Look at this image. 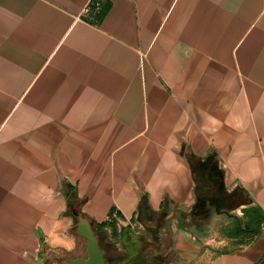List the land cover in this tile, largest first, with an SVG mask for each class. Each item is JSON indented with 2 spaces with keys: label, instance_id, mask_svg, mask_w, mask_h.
I'll return each mask as SVG.
<instances>
[{
  "label": "crops",
  "instance_id": "0c3cea01",
  "mask_svg": "<svg viewBox=\"0 0 264 264\" xmlns=\"http://www.w3.org/2000/svg\"><path fill=\"white\" fill-rule=\"evenodd\" d=\"M89 1L0 0V264L82 258L78 213L190 215L208 156L264 217V0ZM219 216H175L179 251ZM232 242L214 264H264V227Z\"/></svg>",
  "mask_w": 264,
  "mask_h": 264
},
{
  "label": "rangeland",
  "instance_id": "374dc122",
  "mask_svg": "<svg viewBox=\"0 0 264 264\" xmlns=\"http://www.w3.org/2000/svg\"><path fill=\"white\" fill-rule=\"evenodd\" d=\"M236 197V196H235ZM234 196H230L226 199L218 201L213 205V213L220 215V222L217 221L216 224L221 225L215 241L217 239L225 240L230 239L231 241L225 243L224 247L215 245V242H208L201 252L196 253L190 250L188 254L181 253L180 247L184 244L179 241V234L176 236V231H172L171 226L173 227L172 219H178V224L183 226H190L192 224L191 216L185 215V213L176 214L175 212L166 216V219L171 218L170 222L162 229L159 241L162 238L164 243L167 244L164 247L163 251L159 253L157 244L152 240V237L142 228V226L136 222H132L131 231L127 232L124 227H118L116 223V231L119 232L120 236L113 238L111 235V229L107 227L104 230L97 231L94 233L95 237L98 240V245L101 250L105 252V260L107 264H214L217 259L223 255L221 248L231 249L234 247L235 242H232L233 239H238L234 237V229L238 222L246 221L245 210L248 208L240 209L236 205L239 199L235 200ZM215 206V207H214ZM253 208V207H249ZM227 221L226 224H223ZM175 221V220H174ZM176 223V221H175ZM170 227V228H169ZM166 228V229H165ZM182 240L188 238L196 242L198 240L197 235L193 236L190 232L185 230ZM201 239V234L198 235ZM85 239L82 240V248L80 257L85 258ZM160 243V242H159ZM218 244V243H217ZM215 246V247H213ZM179 247V249H178ZM211 248V249H210ZM215 249V250H214ZM137 256H139L137 258ZM133 262H130L133 259ZM59 264H68L66 262H60Z\"/></svg>",
  "mask_w": 264,
  "mask_h": 264
},
{
  "label": "trees",
  "instance_id": "16d2710c",
  "mask_svg": "<svg viewBox=\"0 0 264 264\" xmlns=\"http://www.w3.org/2000/svg\"><path fill=\"white\" fill-rule=\"evenodd\" d=\"M192 173L194 179L195 202L191 208L189 216H191V219L195 224L200 225L207 217L210 209H213V205L220 200L230 197L231 195H236L227 193L224 185V172L219 167L217 161L211 156H208L203 160H198L195 164H193ZM69 203L70 199L67 204V208L69 207ZM146 213L147 218H139V213L134 222L140 224L142 228L152 237V240L155 241V245H158V239L161 231L169 222L170 218L166 219V214L162 210L158 212L146 211ZM245 213L247 219L244 222H238L236 224L234 237L246 240L254 239L261 232L262 227H264V217L258 209L254 208H248L245 210ZM114 217L120 218L121 216L119 213L112 210L109 215V219L100 224H93V233L109 227L113 238L120 236L119 232L116 231V221ZM130 224H132V221ZM130 224L122 229H126L127 232L131 231Z\"/></svg>",
  "mask_w": 264,
  "mask_h": 264
},
{
  "label": "water",
  "instance_id": "95a60500",
  "mask_svg": "<svg viewBox=\"0 0 264 264\" xmlns=\"http://www.w3.org/2000/svg\"><path fill=\"white\" fill-rule=\"evenodd\" d=\"M76 231L85 239L86 258H69L65 261L68 264H107L104 252L98 245V240L92 231L90 223L79 213L77 214Z\"/></svg>",
  "mask_w": 264,
  "mask_h": 264
},
{
  "label": "built area",
  "instance_id": "2783aa9c",
  "mask_svg": "<svg viewBox=\"0 0 264 264\" xmlns=\"http://www.w3.org/2000/svg\"><path fill=\"white\" fill-rule=\"evenodd\" d=\"M100 3L97 0H90L88 4L85 6V12H88L92 7L96 10L99 9Z\"/></svg>",
  "mask_w": 264,
  "mask_h": 264
},
{
  "label": "flooded vegetation",
  "instance_id": "af4514ba",
  "mask_svg": "<svg viewBox=\"0 0 264 264\" xmlns=\"http://www.w3.org/2000/svg\"><path fill=\"white\" fill-rule=\"evenodd\" d=\"M171 220V218L169 219V221ZM160 242V243H159ZM162 245V240L160 239V241H159V239H158V247L159 246H161ZM139 256H137V258H138Z\"/></svg>",
  "mask_w": 264,
  "mask_h": 264
}]
</instances>
